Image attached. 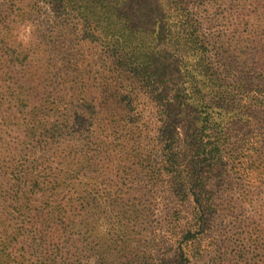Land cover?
Segmentation results:
<instances>
[{"label":"rangeland","instance_id":"rangeland-1","mask_svg":"<svg viewBox=\"0 0 264 264\" xmlns=\"http://www.w3.org/2000/svg\"><path fill=\"white\" fill-rule=\"evenodd\" d=\"M195 5L224 99L244 113L238 122L227 120L230 145L206 180L217 205L209 229L197 227L193 199L178 206L181 197L162 168L175 158L171 128L180 145L179 189L198 186L195 176L187 185V173L198 177V164L208 157L202 148H188L192 113L179 99L186 73L197 75L198 68L183 61L184 35L170 21L141 31L147 37L142 48L161 49L149 60L147 84L83 21L42 0H0V57L20 61L12 74L25 83V95L34 92L35 107L1 116L4 125L0 119V205H10L8 224L36 222L46 204L59 201L86 233L88 264H188L186 254L189 264H264V0ZM29 22L31 33L21 28ZM258 90L262 98L256 99ZM32 129L51 136H34ZM37 139L43 148L32 155L6 148L17 141L32 148ZM21 169L40 176L13 185L11 173ZM49 173L53 192L42 195L38 185ZM102 219L109 225L104 234Z\"/></svg>","mask_w":264,"mask_h":264},{"label":"trees","instance_id":"trees-1","mask_svg":"<svg viewBox=\"0 0 264 264\" xmlns=\"http://www.w3.org/2000/svg\"><path fill=\"white\" fill-rule=\"evenodd\" d=\"M54 11L66 13L70 17L79 18L87 25L89 33L95 36L96 40L105 42L112 55L121 63L125 69H130L139 75L143 82L149 84L152 78L149 74V60L153 55H158V50L150 53L145 50L143 42L147 38L141 31L154 22L170 21L169 24L178 28L184 35L183 43L184 63L190 69L195 68L197 75L186 73L187 80L182 86V97L179 99L181 108L190 110L192 115L189 117L190 126H186L188 133L192 132L191 140L188 143L190 151L202 148L203 153L208 157L198 164L200 175L196 172L187 173V185L195 176L199 178L196 188L186 191L178 188L182 184L180 175V165L177 157L180 145H176L178 140L172 128L170 138L171 153L174 154L170 163L163 165L162 168L169 170L167 180L175 195L182 200L193 199L195 202V213L200 217L198 228L202 232L207 231L208 223H213V216L217 205H214L211 191L206 189V180L212 170L220 164V158H215L218 154L230 145V124L238 122L243 118V114L238 111V107L229 106L221 86H224L222 78L218 75L217 68L211 64L208 58L209 37L202 32L203 23L197 14L196 5L200 0H42ZM74 15V16H73ZM141 41V42H140ZM139 42L141 43L140 45ZM138 51L141 53L139 57ZM193 59V60H192ZM20 61L0 57V119L4 125L6 117L13 113H22L23 110L32 106L33 94L25 95L24 86L21 78L13 75L17 70ZM12 69H11V67ZM16 79V80H15ZM21 79V80H20ZM210 87H215L211 92L207 91ZM209 92V93H208ZM257 91L255 98H262ZM171 101H174L171 99ZM53 101H49L52 104ZM234 105V104H233ZM5 107V110H3ZM3 110V111H2ZM14 110V111H13ZM13 112V113H11ZM13 118L17 117L13 115ZM4 122V123H3ZM36 123V121H33ZM34 136H45L49 140L51 135L39 133L32 129ZM203 134V135H202ZM206 139V140H205ZM35 140V138H34ZM34 147L29 148L23 145L25 142L17 141L11 145L6 143V148H10L13 155L34 154L43 148L42 139L33 142ZM1 144V142H0ZM187 149V147H185ZM6 149V150H7ZM201 149V150H202ZM7 152V151H6ZM31 154V155H32ZM165 166V167H164ZM36 168V167H34ZM5 168V174H6ZM18 175L13 173L9 182L14 179L13 185H21L28 181L29 176H40L26 172L24 169L18 171ZM45 180L40 181L39 189L42 195L53 192L49 184L54 179V173L45 174ZM17 176V177H14ZM56 194V193H55ZM57 199L54 200V202ZM178 206H184V203ZM10 205L4 200L0 205V264H88L87 253L90 245L85 231L80 223L65 215L67 212L64 205L57 201L48 203L37 217L36 222H24L17 220L11 224L8 215ZM45 221L41 224L40 221ZM48 220L52 221L47 222ZM78 226V228H76ZM81 226V227H80ZM203 235L200 234V238ZM20 252L23 254L20 255ZM183 255L185 253L181 252ZM22 256V257H20ZM30 256V259H26ZM187 263L191 262L189 256ZM33 258V259H32ZM129 261V259L127 258ZM188 263V264H189Z\"/></svg>","mask_w":264,"mask_h":264},{"label":"clouds","instance_id":"clouds-1","mask_svg":"<svg viewBox=\"0 0 264 264\" xmlns=\"http://www.w3.org/2000/svg\"><path fill=\"white\" fill-rule=\"evenodd\" d=\"M21 28L24 30V31H27L29 33H31L33 31V26L32 24L29 22V23H26V24H23L21 25ZM109 229V225L103 221V219L101 220V223H100V226L98 228V231L101 233V234H104V233H107Z\"/></svg>","mask_w":264,"mask_h":264}]
</instances>
